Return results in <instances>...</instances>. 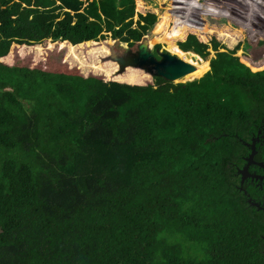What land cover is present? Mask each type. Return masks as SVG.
Segmentation results:
<instances>
[{
  "label": "trees",
  "instance_id": "1",
  "mask_svg": "<svg viewBox=\"0 0 264 264\" xmlns=\"http://www.w3.org/2000/svg\"><path fill=\"white\" fill-rule=\"evenodd\" d=\"M176 1L171 20L135 0H0V264H264V212L237 177L264 125V0L226 8L240 16L224 0ZM201 7L249 10L259 25L244 49L262 53L236 57L241 40L220 52L214 35L207 44L208 14L193 21ZM176 28L168 50L198 80L118 75L84 51L108 37L135 50ZM19 48L44 63L10 65Z\"/></svg>",
  "mask_w": 264,
  "mask_h": 264
},
{
  "label": "rangeland",
  "instance_id": "2",
  "mask_svg": "<svg viewBox=\"0 0 264 264\" xmlns=\"http://www.w3.org/2000/svg\"><path fill=\"white\" fill-rule=\"evenodd\" d=\"M14 1H17V0H14ZM179 1L182 3V5H184L183 0H179ZM189 1H194V0H189ZM206 1L207 2H213L214 4L216 2H218V0H197L196 4H198L200 6H204L203 4ZM225 1H227L229 4H226ZM239 1L240 0H224V3H221V4L216 3V4H217V6H219L221 8H225V13H227V11H228L229 13H236V15L240 16L238 11H235V12L229 11V10H231V11L234 10L233 8H229V6H231L232 4L237 3V2L240 3L242 7H244V5L242 4L244 2H242V1H245V0H241L242 3ZM163 2H164V0H135V8H136V11L137 10L143 11L142 7H146V9H148V10L155 8L156 10H152V11L155 13L160 12L159 17L163 14V12L171 11L172 12L171 20H172L173 16L176 17V15H177V17L180 18V9H179L180 6H178V2L176 0H175L176 5L173 7H171L169 4L165 5ZM226 8H228L229 10L227 9V11H226ZM260 8L261 7H258V9H260ZM204 13L208 14L207 16H208V19L210 21H209L208 26L206 28V33L201 34L202 39L208 44L210 41L209 37H213L211 35H214L218 39V41L222 44V46L224 47V49L219 50L220 52H224L226 50L232 49L233 46L238 41L241 40L240 47L236 51V54H235L236 57L240 58V56H242L245 52L244 48H245L246 39H247L248 35H250L251 30H252L251 29L252 28L251 23L256 24V26L259 25L257 21L255 23L254 19L251 18L252 15H250V11L248 10V12H246V18H242L243 14H241L240 18L235 19L236 17L232 16V14H231V16H229L228 14L227 15H221V16L215 15L214 13H211V12H209V11H207L201 7V8H197L195 10V13H194L195 19L193 21L196 24H200L202 21V15ZM256 19H258L257 14H256ZM212 20L218 21V22L223 21V22H225V25L222 27H218V25H213L211 23ZM238 22H241V23H238ZM169 26H172V22L169 24ZM169 26H168V28H169ZM167 31L168 30L166 29L163 34L160 33L158 36H156L155 39H157V40L153 41V42H150V41L155 36L152 33H148L147 36L145 37L144 41H146L149 44L150 49L152 51L154 50V46L157 45V43H160L161 44L160 51L171 53L168 50V47L170 46V44H168V43L170 42V40H172L175 42L171 43V44L178 46V44H177L178 40L177 39H180L181 37L180 36L179 37L178 36H175V37L171 36L172 34L177 33L178 28H176V30H172L171 33H169V35H167ZM259 37H258V39L264 40V35L259 36ZM117 45H118V43H116V41H113L112 39H110L108 37L105 41H100L97 45H95V48H93V47L89 48V46L87 48L84 47L85 48L84 51L87 52L91 49L90 53H86V54L93 56L94 60L96 59V60H99V62H102L103 60H112L113 56L116 57V56L122 55L124 52H127L129 50L128 46L126 44L120 45V47H118ZM31 49H33V48H24V49L19 48V49H17L12 55L10 54L8 63L10 65L12 64V62H14V64H20V65H25L27 63H31V61H33V62L36 61V63H38V64L44 63V56L38 55L39 54L38 52H35L34 49L33 50H31ZM106 49H107V51L104 52V50H106ZM136 49L132 50V51H136ZM77 52L78 51L75 49L74 54L78 57L79 52L78 53ZM182 52H184V51H182ZM208 52L210 53L209 54L210 57L214 58L216 52L211 47L208 48ZM252 52H247V53L245 52V53L251 57L257 56V53H262V52H256V51H255V53H254V51H252ZM117 53H120V54L117 55ZM86 54L82 60H84V63L90 65L93 62V60ZM171 54L176 55L174 53H171ZM69 56H71V55L68 53L64 56V62L68 64L67 66L69 69L76 71L74 68L75 67L77 68V65H76L77 62L74 63ZM191 58H192V56H191ZM32 59H34V60H32ZM195 60L198 61V58H196ZM204 60H208L209 63L211 61L209 58H206ZM78 70L80 71V73H83L85 76H88L89 72L84 73L82 70H80V69H78ZM209 70H210V68H209ZM185 82H186V79H182V80H180L174 84L185 83Z\"/></svg>",
  "mask_w": 264,
  "mask_h": 264
},
{
  "label": "water",
  "instance_id": "3",
  "mask_svg": "<svg viewBox=\"0 0 264 264\" xmlns=\"http://www.w3.org/2000/svg\"><path fill=\"white\" fill-rule=\"evenodd\" d=\"M186 53L187 56H192L193 60L198 58V62H201V58L197 54H194L193 52ZM207 58L210 60L213 59L210 55ZM112 60L118 65V75H122L128 68H133L171 83L186 79L196 71L194 65L176 55L160 50L153 52L146 41L139 44L136 51L128 50L122 56H113ZM194 80L197 79H186V82H192ZM246 145L251 147V154L249 155V158H247V164H251L254 162L256 152L255 144ZM243 172L244 174L246 173V168L242 173ZM254 206H256V204H254Z\"/></svg>",
  "mask_w": 264,
  "mask_h": 264
},
{
  "label": "flooded vegetation",
  "instance_id": "4",
  "mask_svg": "<svg viewBox=\"0 0 264 264\" xmlns=\"http://www.w3.org/2000/svg\"><path fill=\"white\" fill-rule=\"evenodd\" d=\"M132 50V49H129ZM255 144L254 162L247 164V158L251 154V147L248 157L243 158L244 164L237 169V177L239 180L238 188L243 191L247 197L248 205L255 207L257 210L264 212V125H262L256 133H252L249 143ZM259 146V149H257ZM246 168V173H242ZM256 204V206H254ZM264 252V251H263Z\"/></svg>",
  "mask_w": 264,
  "mask_h": 264
}]
</instances>
